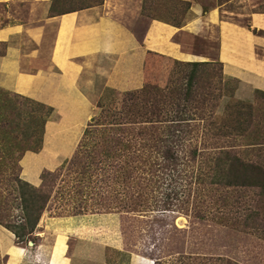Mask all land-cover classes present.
Here are the masks:
<instances>
[{
    "label": "crops",
    "instance_id": "0c3cea01",
    "mask_svg": "<svg viewBox=\"0 0 264 264\" xmlns=\"http://www.w3.org/2000/svg\"><path fill=\"white\" fill-rule=\"evenodd\" d=\"M72 1L79 5L0 0V89L51 108L18 161L21 178L33 186L43 171L60 168L73 155L90 119L113 104L108 92L122 95L159 83L179 92L184 70L168 72L160 63L205 60L192 40L211 39L213 28L223 75L237 82L234 96L253 101L257 90L264 91L260 0H236L237 9L229 7L233 0H180L187 8L183 23L151 18L140 38L126 18L141 17L144 0ZM155 56L160 61L153 76L148 62ZM82 221L43 214L22 241L0 224V264H48L58 236L74 235L77 247Z\"/></svg>",
    "mask_w": 264,
    "mask_h": 264
},
{
    "label": "rangeland",
    "instance_id": "374dc122",
    "mask_svg": "<svg viewBox=\"0 0 264 264\" xmlns=\"http://www.w3.org/2000/svg\"><path fill=\"white\" fill-rule=\"evenodd\" d=\"M64 4V7L79 5L72 0H64ZM259 4L257 9L264 10V0H260ZM229 7L237 9V1L229 3ZM186 9V3L180 0H144L141 17L126 18V22L140 38L149 19L157 18L181 24L185 21ZM215 35L213 28L211 39L195 37L192 41L194 51L204 55L206 59L202 61L207 62L197 67L196 91L211 99L212 109L215 110L219 121L227 104L236 100L233 94L237 82L223 75L222 64L217 59ZM151 59L148 62V71L154 76L160 59L157 56ZM160 64H164L168 72L184 70V88L193 64L186 68L180 63L167 66L168 62L162 61ZM162 87V90L173 96L177 94L161 83L151 88ZM130 95L131 93L119 95L108 92L106 97L108 101H117L127 100ZM254 99L255 101H247L255 102L258 110V106L264 103V95L255 93ZM47 111L48 109L39 102L0 89V216L11 226L26 223L29 218L20 198L21 188L18 180L22 178L18 159L22 151L31 146V135L40 133L41 122ZM225 141L222 139L220 142ZM11 142H16L17 146L12 150L9 159L7 150ZM249 142L245 139L237 144L246 156L264 153V147H251ZM209 145L210 142L207 143V146ZM204 160L205 158L196 160L193 172L183 174L182 179L177 181H182L183 184L189 182L187 186L192 185L190 193L196 186L197 199L193 203L189 200L187 205L176 204L172 207L174 210L164 213H160L161 209H158L163 207L135 213L88 207L84 212L81 211L82 213L71 214L68 212H73L74 207L82 205L85 196L87 203L92 199L91 205L94 206L99 202V196L113 197L114 190L124 185L117 182L108 186L103 183L101 186L99 180L102 177L99 174L90 176L89 181L85 176V191L82 198L77 199L76 188L78 191L80 185H83L78 181L81 176L74 178L73 174H62V181H48L45 192L49 197L44 208L39 210L40 218L49 213L50 216L77 215L83 220L77 233V247L74 245V235H65L66 238L58 236L57 247L48 264H63L66 261L62 257L67 258L68 264H154L157 259L166 260L164 264H178L171 256L179 253L198 258L184 261L186 264H225V260L237 264H264V196L260 194L258 187H226L221 183L212 182L218 175L215 169L205 165ZM108 163L100 164V169L97 170L103 172V177L111 173ZM198 166L201 167V173L196 176ZM103 167L104 171H101ZM37 214L38 211L34 216ZM28 227L26 225L25 231ZM29 236L30 234H26L25 238Z\"/></svg>",
    "mask_w": 264,
    "mask_h": 264
},
{
    "label": "trees",
    "instance_id": "16d2710c",
    "mask_svg": "<svg viewBox=\"0 0 264 264\" xmlns=\"http://www.w3.org/2000/svg\"><path fill=\"white\" fill-rule=\"evenodd\" d=\"M101 1L91 0L88 4ZM189 64H193V68L184 88L182 83L179 92L173 90L176 95L162 90L163 87H146L131 93L127 100L118 99L103 107L87 123L75 152L65 164L54 171H43L39 186L18 180L20 198L29 216L26 223L11 226L0 216V224L11 230L19 241L25 240V235L34 231L40 218L39 210L44 208L49 197L45 192L48 181H62V174H73L74 178L81 176L78 181L83 185L78 191L76 188L77 199H81L85 191V176L89 181L90 176L99 174L103 178L99 180L101 186L117 182L124 185L114 190L113 197L99 196V202L94 206L91 205L92 199L87 203L85 196L82 205L68 212L71 214L82 213L88 207L133 213L157 207H163L158 208L160 213L174 210L172 207L176 204L187 205L189 200L193 203L197 199L196 186L191 196L192 185L188 187L189 182L183 184L177 181L182 179L183 174L192 173L194 162L201 158H205V165L215 169L218 175L212 182L226 187H258L264 196V153L246 156L237 146L238 142L247 139L251 147H264V103L256 110L255 102L242 101L233 96L236 100L227 104L218 121L211 99L204 93L199 94L195 87L197 67L207 62L194 61L183 65L186 68ZM256 93L264 95L261 90ZM45 107L48 109L46 115H49L51 108ZM222 139L226 141L220 142ZM16 146V142L9 144V159ZM107 162L111 173L103 177V172L97 170L100 164ZM198 173H201L199 166L196 176ZM26 225L29 226L27 231ZM171 258H175L178 264L198 259L182 253ZM165 261L157 259L154 264H164ZM225 264L237 263L225 260Z\"/></svg>",
    "mask_w": 264,
    "mask_h": 264
}]
</instances>
